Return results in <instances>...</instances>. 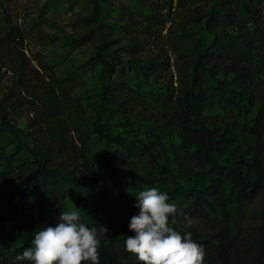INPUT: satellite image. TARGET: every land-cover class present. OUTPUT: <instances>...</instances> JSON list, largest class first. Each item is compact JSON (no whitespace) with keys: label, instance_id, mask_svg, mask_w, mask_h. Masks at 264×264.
I'll list each match as a JSON object with an SVG mask.
<instances>
[{"label":"trees","instance_id":"16d2710c","mask_svg":"<svg viewBox=\"0 0 264 264\" xmlns=\"http://www.w3.org/2000/svg\"><path fill=\"white\" fill-rule=\"evenodd\" d=\"M99 1L109 6L110 28ZM113 1L92 0V14L74 21L89 31L67 42L70 51L91 48L79 68L95 71L94 99L77 95L75 76L59 77L42 56L43 73L32 76L25 34L3 16L0 64L16 78L0 98V264H34L16 256L61 211H79L97 229L100 264H143L125 240L134 235L136 195L149 188L176 205L169 227L191 232L204 264H264V239L247 238L233 221L234 208L264 192V0H217L206 11L182 3L176 16L165 0ZM164 28L176 85L150 93L145 86L163 61L142 56ZM158 98L163 114L143 111ZM26 108L19 127L10 115Z\"/></svg>","mask_w":264,"mask_h":264},{"label":"rangeland","instance_id":"374dc122","mask_svg":"<svg viewBox=\"0 0 264 264\" xmlns=\"http://www.w3.org/2000/svg\"><path fill=\"white\" fill-rule=\"evenodd\" d=\"M5 12L0 10V35L8 28L6 25L5 15L8 16L13 26L19 27L25 34L24 53L28 59V69L33 76H38V73H43L38 66L39 56H42L48 63H52L59 77L74 75L77 81L75 92L80 96H87L89 99H94V92L97 89L96 78L92 70H84L79 68L90 55V46H83L75 51H70L67 42L71 37L80 36L88 32L90 28H80L74 21L82 16H90L92 14V0H2ZM171 2V11L173 16H176L181 10L182 3L187 9L208 10L217 0H165ZM123 2L125 5L130 0H114L111 5L116 6V3ZM181 2V4H179ZM99 15L104 18V23L107 27L113 25L114 19L108 14V5L105 1H99ZM72 4L73 8H70ZM42 8H46L45 16L43 17L42 29L38 34H34V30H30L31 26L36 22ZM168 26V24L166 25ZM191 30L196 32L200 28L199 25H191ZM166 28L159 30L158 35L152 38L142 58L154 56L159 61H163L162 69L156 73L152 81L153 83L146 84L145 90L153 93L158 86L162 87V91L168 89L170 92L171 86L176 85V72L173 63L174 57L171 50V44L167 39ZM35 77V78H36ZM130 75H120L118 79H129ZM16 76L10 66L6 62L0 64V98L5 92L12 87ZM32 81V80H31ZM33 82V81H32ZM151 96V94H149ZM150 104L143 110L147 114L153 116L161 115L165 111L166 105L162 98L149 100ZM86 102V101H84ZM29 109H22L11 113L13 123L19 127H23L26 123V117ZM95 153L92 157L97 158L100 149L99 145L94 143ZM17 188L23 187L21 181L17 182ZM32 203L31 211H34L35 197L28 196ZM234 222H241L242 234L247 238L264 239V192L256 196V198L246 203L243 207L233 209ZM28 229L18 230L14 233L26 232ZM13 234V233H12ZM11 234V235H12ZM9 238V235H8Z\"/></svg>","mask_w":264,"mask_h":264},{"label":"clouds","instance_id":"9594fccd","mask_svg":"<svg viewBox=\"0 0 264 264\" xmlns=\"http://www.w3.org/2000/svg\"><path fill=\"white\" fill-rule=\"evenodd\" d=\"M139 208L128 224L134 233L125 240V251L143 264H204L205 250L192 240L191 232L183 235L169 227V218L177 207L169 196L157 188L136 195ZM79 211H61L54 226L34 234L31 247L16 256L17 261L34 264H100V239L95 227L80 222ZM103 228V233L107 228Z\"/></svg>","mask_w":264,"mask_h":264}]
</instances>
